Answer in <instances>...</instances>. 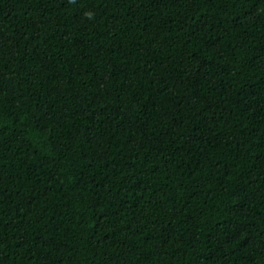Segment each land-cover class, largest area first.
<instances>
[{
  "label": "trees",
  "instance_id": "obj_1",
  "mask_svg": "<svg viewBox=\"0 0 264 264\" xmlns=\"http://www.w3.org/2000/svg\"><path fill=\"white\" fill-rule=\"evenodd\" d=\"M0 264H264V0H0Z\"/></svg>",
  "mask_w": 264,
  "mask_h": 264
}]
</instances>
